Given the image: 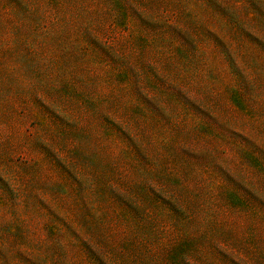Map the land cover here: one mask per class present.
I'll return each mask as SVG.
<instances>
[{
    "label": "rangeland",
    "instance_id": "1",
    "mask_svg": "<svg viewBox=\"0 0 264 264\" xmlns=\"http://www.w3.org/2000/svg\"><path fill=\"white\" fill-rule=\"evenodd\" d=\"M0 264H264V0H0Z\"/></svg>",
    "mask_w": 264,
    "mask_h": 264
}]
</instances>
